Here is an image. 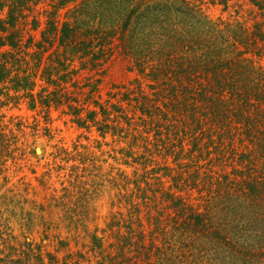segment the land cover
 <instances>
[{"label":"trees","instance_id":"1","mask_svg":"<svg viewBox=\"0 0 264 264\" xmlns=\"http://www.w3.org/2000/svg\"><path fill=\"white\" fill-rule=\"evenodd\" d=\"M218 2L0 0L9 98L65 106L124 168L111 166L103 180L125 213L110 217L109 237L90 235L103 257L109 242L107 264H264V0H251V17L227 20L205 13ZM113 56L134 77L105 98L99 79H73ZM39 75L44 86L33 93ZM4 137L0 145L17 142ZM86 184L64 187L79 188L72 205Z\"/></svg>","mask_w":264,"mask_h":264},{"label":"rangeland","instance_id":"2","mask_svg":"<svg viewBox=\"0 0 264 264\" xmlns=\"http://www.w3.org/2000/svg\"><path fill=\"white\" fill-rule=\"evenodd\" d=\"M218 1L204 7L212 19L248 18L255 9L251 0ZM44 8L41 5V10ZM31 34L34 41L38 39V30ZM27 51L31 53L33 49ZM77 71L73 79L80 82L85 78L99 79L98 93L103 98L113 91V86L126 84L134 77L126 69V61L116 56L101 66ZM42 81L40 75L35 77L33 93L41 90ZM5 85L0 84V132L5 140L16 136L17 142L0 145V259H6L8 264H107L109 242L103 241V257L92 248L90 235L95 231L96 236L109 237L103 231L106 223L113 214L125 213L111 205L116 190L103 180L111 166L124 168L108 158V146L93 128H81L71 121L65 106L44 111V106L34 104L29 96L11 100L13 90L2 88ZM44 96L41 93L42 99ZM84 155H89L90 160H78ZM91 155L95 159L91 160ZM77 181L87 182L84 188L88 195L72 205L79 188L64 187ZM89 185L96 191L92 193ZM87 201L86 210L80 211ZM63 202L69 211L68 206L60 204ZM81 214H86L85 221L79 219ZM114 252L113 249L111 254Z\"/></svg>","mask_w":264,"mask_h":264},{"label":"water","instance_id":"3","mask_svg":"<svg viewBox=\"0 0 264 264\" xmlns=\"http://www.w3.org/2000/svg\"><path fill=\"white\" fill-rule=\"evenodd\" d=\"M39 149H36V151H38Z\"/></svg>","mask_w":264,"mask_h":264},{"label":"bare ground","instance_id":"4","mask_svg":"<svg viewBox=\"0 0 264 264\" xmlns=\"http://www.w3.org/2000/svg\"><path fill=\"white\" fill-rule=\"evenodd\" d=\"M38 151H39V150H38ZM38 151H37V152H38Z\"/></svg>","mask_w":264,"mask_h":264}]
</instances>
